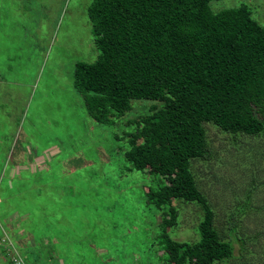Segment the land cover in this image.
I'll return each mask as SVG.
<instances>
[{"label": "rangeland", "instance_id": "374dc122", "mask_svg": "<svg viewBox=\"0 0 264 264\" xmlns=\"http://www.w3.org/2000/svg\"><path fill=\"white\" fill-rule=\"evenodd\" d=\"M92 1L0 0V233L16 240L26 264H163L160 211L145 195L157 184L123 156L124 133L132 131L127 120L150 103L134 101L124 118L99 124L73 86L75 64L99 55ZM243 4L264 26V0H218L210 7ZM204 128L209 153L191 170L218 233L229 239L232 228L244 239L242 249L233 242L228 264H264V134ZM173 205L177 224L169 236L196 242L201 206ZM45 227L54 257L46 255ZM0 264H12L5 251Z\"/></svg>", "mask_w": 264, "mask_h": 264}, {"label": "trees", "instance_id": "16d2710c", "mask_svg": "<svg viewBox=\"0 0 264 264\" xmlns=\"http://www.w3.org/2000/svg\"><path fill=\"white\" fill-rule=\"evenodd\" d=\"M212 1L218 0H93L88 14L99 55L76 63L73 73L74 88L99 124L124 118L134 101L150 103L127 120L132 131L124 133L123 156L157 184L145 195L160 211L163 264H228L233 242L244 248L232 228L229 239L216 230L191 162L209 153L205 124L264 134V26L247 5L214 12ZM174 201L201 206L196 242L169 236L177 224ZM49 233L45 227L46 255L54 257Z\"/></svg>", "mask_w": 264, "mask_h": 264}, {"label": "built area", "instance_id": "2783aa9c", "mask_svg": "<svg viewBox=\"0 0 264 264\" xmlns=\"http://www.w3.org/2000/svg\"><path fill=\"white\" fill-rule=\"evenodd\" d=\"M0 251H5L7 253L12 264H26L24 258L18 254L14 243L4 232L3 235L0 236Z\"/></svg>", "mask_w": 264, "mask_h": 264}, {"label": "crops", "instance_id": "0c3cea01", "mask_svg": "<svg viewBox=\"0 0 264 264\" xmlns=\"http://www.w3.org/2000/svg\"><path fill=\"white\" fill-rule=\"evenodd\" d=\"M41 162H42V161H41ZM17 215H18V214H17ZM3 232H4V231L2 230V233H0V236H1V235H3ZM10 240H12V241H13V243H15V241H16V240L14 241V239H13V238H12V239H10ZM0 252H2V251H0ZM31 263H32V262H31Z\"/></svg>", "mask_w": 264, "mask_h": 264}]
</instances>
